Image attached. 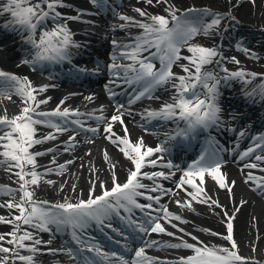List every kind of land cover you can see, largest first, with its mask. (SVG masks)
Returning <instances> with one entry per match:
<instances>
[{
  "label": "snow or ice",
  "instance_id": "1",
  "mask_svg": "<svg viewBox=\"0 0 264 264\" xmlns=\"http://www.w3.org/2000/svg\"><path fill=\"white\" fill-rule=\"evenodd\" d=\"M248 2L255 5L256 0ZM90 3L100 12L109 8V0H90ZM144 3L153 5L154 0H144ZM161 3L165 5L166 15H153L141 8H135L134 11L142 19L114 13L121 23L112 25V31H125L126 39L113 38L111 41L114 51L108 71L111 72L112 79L106 86V91L110 99H115L117 93L114 88L126 86L132 90V95L126 104L116 103L115 112L110 117L104 115L103 106L89 112L66 106L67 97L54 109L43 110L42 105H47L52 99L44 96L49 85L34 86L28 77L0 70V99L11 101L16 96L20 101L18 114L9 116L7 108L0 112V170L7 172L9 178L15 177L13 183L18 185L16 188L0 185V197H8L7 200H0V209H7L9 213L8 216L0 215V225L10 227V231L0 232V264H36V256L45 254L41 246L47 248L46 254L63 253L75 264H248V260L239 254L234 239L235 216L230 215L218 200L208 195L204 187L207 175L219 189L234 195L236 182L228 181L226 174L222 172L226 163L222 153L228 149L220 147L209 137L201 147L199 158L187 170L179 169L170 160L166 161L163 154L169 151L167 144L177 137L191 141L198 131L223 127L228 123L222 115L220 105L222 86H229L233 82L241 83L242 94L252 100H264V86L259 89L248 87L252 85L257 73L245 71L243 68L229 70L224 65V60H230L235 65H239L241 61L235 56L224 57L219 44L206 46L198 41L193 43L199 36L214 37L223 32L222 24L236 20L230 11L219 13L194 7L182 11L169 0H155V4ZM66 6L63 0H0V17L7 15L12 18L0 27L18 32L22 44L28 49L22 57L23 64L36 70L37 66L43 68L45 63H72V50L79 49L82 45L74 40L75 33L69 28V21L83 22V13L67 16L58 10ZM134 28L141 31L132 35L131 29ZM182 49H186L190 55H181ZM235 49L247 57L259 59L242 42H237ZM157 60L159 67L154 62ZM209 65L215 67L207 68ZM174 66L183 74L174 72ZM99 70L100 65H97L92 72L98 73ZM72 71L76 74L89 72L84 67L73 68ZM161 89L168 93V99L161 100L156 95ZM94 99L91 95L84 97L87 102H94ZM145 100L159 101L160 107H144L138 113L133 111V105ZM126 116L136 122L146 134H149L148 125L153 122L173 121L177 128L174 135L165 133L167 139L152 147L146 145L143 136L136 141L131 139L125 123ZM81 117L95 121V126L87 124ZM235 118L233 114L231 119ZM181 121L184 122L183 127H180ZM117 124L121 127L122 135L113 130ZM69 125L75 127L70 129ZM101 125L104 138L131 164L124 182H119L117 175L119 162H113L107 149H104L102 159L110 166L109 179L100 180L95 175L98 170L93 165L90 175L94 178L89 180L87 199L78 197L73 202L65 197L63 202L56 203L38 199L37 190L42 184L56 185V181L48 177L52 174L63 176L68 165L75 161L68 160L58 164V148L38 150L36 146L58 141L60 136L71 131L72 134L61 142V146L63 152H72L80 143L77 136L81 133H91L85 142L94 143L95 136L101 131ZM42 129L49 131L42 132ZM229 130L236 131L233 128ZM152 134L159 136V133ZM238 135L243 138L245 130H240ZM185 147H191V143H187ZM50 154L49 165L56 167L38 163L39 157ZM86 155H91V152ZM238 155L241 161H245L240 170H248L245 172L244 182L264 196V176H258L252 171L264 172V135L255 137L252 145ZM146 168L168 171H144ZM173 168L182 172L175 182L177 188L191 198L187 202L176 199L175 204L192 211H195L193 202L206 205L213 211L221 208L224 232L218 233L210 229L201 231L225 240L228 242L227 247H217L200 241L197 236L180 226L188 224L189 221L172 213L167 207L154 209V204L159 205L162 196L178 194L171 188L165 189L159 183L160 180H169L175 176ZM145 180L151 183H145ZM97 184L100 188L99 194H96ZM66 186L67 182L60 185L58 190L62 192ZM70 191L76 192L75 183L71 185ZM141 198L145 202L142 203ZM154 211L162 212L163 215H154ZM234 211L239 212V207L234 208ZM168 226L181 235L177 236L176 232L168 231ZM92 227L97 228L120 250L106 251L96 237L86 235ZM69 230L76 247H47L52 244L55 233ZM42 233L51 235L45 240ZM153 234L172 237L174 242L151 238ZM185 236L192 242L185 239ZM136 241H140V244L133 248ZM161 244L166 250L184 249L190 254L171 260L148 254V249ZM126 253H131V258Z\"/></svg>",
  "mask_w": 264,
  "mask_h": 264
},
{
  "label": "bare ground",
  "instance_id": "2",
  "mask_svg": "<svg viewBox=\"0 0 264 264\" xmlns=\"http://www.w3.org/2000/svg\"><path fill=\"white\" fill-rule=\"evenodd\" d=\"M85 0H63V2L67 5L66 7L58 8L61 10L60 12L69 16L70 14L83 13L81 15V20L87 24L88 28H83L81 24L73 23V21H69V27L71 30L75 31L78 34V40L81 45L90 50L97 49L101 50L103 48H111L112 39H126L125 31H112L111 26L117 23H121L119 20H114L113 18L106 19L103 16L93 15L89 9L92 7L87 3L82 4ZM125 3L122 6L123 12L120 14H126L130 17H135L137 19H142L139 15L134 11L135 8H141L153 15H166L165 13V5L164 4H154L148 5L144 3V0H123ZM171 4H174L177 8H184V6H189L192 4H207L210 3L209 6L212 8L211 10L219 13H228L231 12V15L234 16L236 14H241L238 17L246 15L254 18L252 20L253 23L256 20H262V22H258V26L264 27V0H256L255 5L248 2V0H169ZM74 3V4H72ZM78 15V14H77ZM83 16H87L83 17ZM83 17V18H82ZM257 23V22H256ZM221 28L224 29L223 32L215 35L214 37H203L199 36L196 40L193 41L199 42L202 45L211 46L212 44H217L218 37L221 36V51L224 57L231 58L233 56L237 57L241 60V63H245L239 68H243L245 71L253 72V65H261L264 64V31L260 32L258 28H252L251 26H247L246 24L237 23V21H226L221 25ZM139 29H131L132 35H137ZM262 31V30H261ZM15 33H7V36L2 37L0 40V62L9 70L16 72L22 77H28L30 81H34V74L31 73V67L23 64L20 60L24 55H26V50H24V45L20 43V39L17 38ZM130 42V41H126ZM237 42H242L248 44L247 48L251 49L255 52L259 59H253L245 56L244 53L237 51L235 49V44ZM260 51V52H259ZM23 54V56L18 57ZM181 55H190L187 53L186 49H182ZM226 64L232 65V68L235 69L237 66L230 62V60H224ZM223 61V62H224ZM249 61V62H248ZM187 63L186 61H183ZM247 63V64H246ZM248 65V66H246ZM264 82V78L262 80ZM38 83H33V85H37ZM107 86V85H106ZM79 88H65L64 85L58 86L56 88L49 87L48 91L44 93V96H49L52 99L48 104L59 103L62 99L68 98L67 104H86L87 101L84 100V97L88 94H94L96 99L94 100H108L104 97L101 90H91L86 95H73ZM225 88L221 87V97L220 104L230 105L242 103V99L244 95H236L232 98H229L228 95H225ZM160 94L164 97L168 96L167 92H164L162 89L159 90ZM42 98V97H38ZM20 101L16 96L12 97V100L9 101L7 99H0V112L3 111L4 108H7L8 114H18L19 112ZM106 113L105 116H108L109 113H114V109L112 108L111 101H108L105 105ZM128 122V128L130 131V135L134 141L137 140L138 137L143 136L146 145L156 147L157 142L160 139V136L154 135L152 133L146 134L142 128L137 126V123L134 122L131 118L126 117L125 121ZM136 120L138 121L137 117ZM119 126V125H118ZM120 127V126H119ZM101 128V126H100ZM115 129V128H114ZM42 132H47L49 129H42ZM95 137L94 143H86L85 140L87 138L86 135L77 136V140L80 141L79 145L72 152H63L61 142L67 140L68 136L72 133H65L60 136L58 141H50L45 145H38L36 149L44 150L49 147L58 148L59 150L56 152V159L58 164H63L68 160H74L75 163L68 165L67 170L65 171L63 176H57L55 174L50 175L48 178L56 181L55 186H46L41 185V187L37 190V198L42 200L43 198H58V197H70L73 195L76 196H86L88 193L89 180L94 178L90 175V168L94 165L98 170L96 172V176L99 177L100 180L107 181L109 179V165H106L102 159V150L107 149L109 156L111 157L113 162H119L117 164V175L119 179L126 177L127 169L131 167L130 162L123 158L122 154L118 152L117 148L113 146L111 143L101 139V133ZM39 135V133H38ZM100 137V138H99ZM104 148V149H102ZM35 150V149H34ZM91 152V155H86V153ZM51 159V154L46 157H39L38 163L42 165H48L51 167H56V165H49V161ZM83 164V167H81ZM241 170L238 169L237 164L228 161L224 167L222 168V172H224L227 176L228 181H235V187L233 188V194L230 195L226 190L219 189L214 181L211 180L207 175L205 177L204 187L208 193V195L212 196L213 199L218 200L219 203L224 206L229 212L230 215L235 216L233 221L234 223V239L237 242L239 250H255L262 254H264V198L258 197L255 192L248 189L247 184L243 181V177L240 176L239 172ZM177 177V176H176ZM14 180L15 177L9 178V174L3 170H0V181H8ZM179 177L175 181H178ZM199 181V180H198ZM67 182V186L64 191H59V186L65 184ZM76 184V192L72 193L70 191L71 185ZM168 183V182H167ZM168 185L176 191L177 195H169L167 196L168 207L167 209L174 214L181 215L184 219L188 220V224H181V227H184L187 232H191L193 235L197 236L200 241H203L205 244L214 245L217 247H227L228 242L225 240L211 236L207 232H202L201 229H210L212 231L223 233L224 225L222 222V209L215 208L214 211L208 208L206 205L193 202V208L195 211L178 207L175 204L176 199H180L184 202H187L191 198L188 197L182 190L177 188L176 183H168ZM16 188L17 184L14 185ZM97 189H99V184H97ZM82 194V195H81ZM82 196V197H84ZM8 197L3 196L0 197V200H7ZM246 201V203H243ZM242 204V206H241ZM239 207V212H235L234 208ZM214 213H218L214 214ZM0 215L8 216L7 209H0ZM154 215H163L162 212H157ZM174 223H179L175 222ZM10 231V227L7 225H0V232H8ZM168 231L176 232V235L179 236V233L176 229L168 226ZM43 239H49L46 233L41 234ZM151 238L157 239L159 241H165V239L169 240V242H174V238L168 237L166 235H157L153 234ZM185 239L192 242L189 237L185 236ZM149 239V237L147 238ZM58 238L52 237V244L47 246L55 249H59L58 245H55V241ZM8 246V245H5ZM42 251L45 254L37 255V259H45L46 262L50 264H75L74 261H71L69 257L63 253L50 255L47 253V248L45 246H41ZM150 250V249H148ZM150 256H155L148 251ZM186 254H190L188 250H183L180 254L174 253L169 260L176 258L177 256H183ZM156 257V256H155ZM19 264V262H17ZM37 264V263H36Z\"/></svg>",
  "mask_w": 264,
  "mask_h": 264
},
{
  "label": "rangeland",
  "instance_id": "3",
  "mask_svg": "<svg viewBox=\"0 0 264 264\" xmlns=\"http://www.w3.org/2000/svg\"><path fill=\"white\" fill-rule=\"evenodd\" d=\"M246 47H248V44H245ZM260 52V51H259ZM240 60V59H239ZM241 61V60H240ZM249 62V61H248ZM245 64V63H240V65ZM256 67H259L260 69H264V64L262 63L261 65H255Z\"/></svg>",
  "mask_w": 264,
  "mask_h": 264
}]
</instances>
